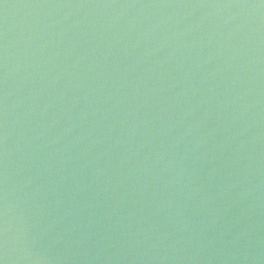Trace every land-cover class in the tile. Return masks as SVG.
Here are the masks:
<instances>
[{
  "label": "water",
  "instance_id": "1",
  "mask_svg": "<svg viewBox=\"0 0 264 264\" xmlns=\"http://www.w3.org/2000/svg\"><path fill=\"white\" fill-rule=\"evenodd\" d=\"M0 264H264V0H0Z\"/></svg>",
  "mask_w": 264,
  "mask_h": 264
}]
</instances>
